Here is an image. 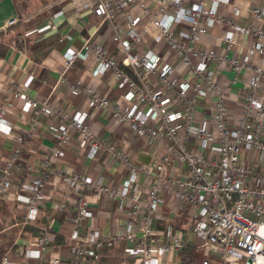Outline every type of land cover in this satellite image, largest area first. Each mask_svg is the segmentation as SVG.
Wrapping results in <instances>:
<instances>
[{
  "label": "crops",
  "instance_id": "1",
  "mask_svg": "<svg viewBox=\"0 0 264 264\" xmlns=\"http://www.w3.org/2000/svg\"><path fill=\"white\" fill-rule=\"evenodd\" d=\"M197 1L181 0V4L191 8ZM262 4L263 0H218L217 11L224 20L212 25L199 21L206 31L200 34L194 45L200 50L214 52L215 57L207 59L206 68L225 90L230 122L243 111L252 70L240 68L236 71L222 57L246 59L251 66L264 68V54L255 48L254 36L242 33L233 26V23L253 24L264 30V22L253 20L251 13L252 7ZM52 6L55 9L50 10ZM166 14H176L170 3L161 8L159 0H127L126 7L116 14L115 21L125 28L129 26L128 16L135 19V27L142 33L143 42L136 44L133 51L143 53L150 50L159 54L160 64L168 62L172 66L171 79H193V73L180 62L174 51L168 49L165 39L155 38L157 29L152 20L163 18ZM10 18H15L16 22L6 25ZM188 27L189 21L186 19H174L170 23L176 39H180L181 32H187ZM112 33L111 23L93 13L91 0H57L43 12V17L28 26L20 20L14 0H0V109L5 110L7 119V123L0 128V171L10 151L18 145H21L22 163V170L12 176L7 192L0 196V203L8 208L7 215L4 213L3 217H10L7 226L13 228L12 243L3 254H7L13 264H52L55 257L59 258V264H76L70 251L74 205L73 200H63V194L69 191L64 174L72 171L85 173L93 180L115 188H119L129 176L128 167L111 158L105 148L92 154L89 144L75 130L70 131L69 140L62 145L63 153L53 158L49 167H43L42 162L54 141V118L52 115L38 114L37 106L24 111L23 100L12 92L13 86L38 101L47 98L55 107L70 115L83 113L89 127L106 145L121 150L130 160L140 164L145 173H139L130 184V195L139 190L141 196L146 197L153 182L154 164L163 153V145L133 134L128 122L114 119L104 107L89 105L86 95L76 92L73 85L92 87L106 96L110 103H116L123 109L137 103L139 109L146 110V104L137 98H124L127 86L121 84L110 70L93 74L95 61L92 55L76 59L65 69L64 53L68 49L81 47L85 41L101 45L108 55L120 56L122 45L112 40ZM227 37L232 40L230 44L226 42ZM123 39L129 40L126 35ZM126 70L134 79H138L131 68ZM149 79L152 84H158L155 73H150ZM165 94L173 97V91H166ZM258 97L264 102V83ZM195 108L197 115L202 116L208 127L214 129V98H200ZM150 124L154 125L153 122ZM20 137L23 138L20 140ZM196 142L193 136H189L188 146L195 152H202ZM205 153L211 155L208 150ZM247 156V152H241V157ZM43 171L46 175L44 196L38 203L35 220L25 223V202L19 188L20 181ZM170 173L182 175V167L173 164ZM88 198L94 214L79 222L76 240L82 241L93 231L101 236L127 233L129 214L134 204L131 198L119 202L106 193H88ZM197 218L195 205L171 196L152 212L151 230L154 237L167 240L174 230H181L187 239L183 248L170 249L160 256L159 264H183V259L186 264L222 263L220 249L203 243L192 233ZM43 234L47 241L36 256V240ZM133 244L132 240H122L103 249L97 258L87 253L78 264H136L131 254ZM244 261L247 263V259ZM228 262L242 261L230 257Z\"/></svg>",
  "mask_w": 264,
  "mask_h": 264
},
{
  "label": "built area",
  "instance_id": "2",
  "mask_svg": "<svg viewBox=\"0 0 264 264\" xmlns=\"http://www.w3.org/2000/svg\"><path fill=\"white\" fill-rule=\"evenodd\" d=\"M207 1L198 0L194 7L185 8L181 0H159L161 8L170 3L176 14H166L163 18L152 20L157 29L155 38L165 39L168 49L174 51L180 62L193 73V79H171L169 74L172 66L168 62L160 64L159 54L150 50L143 53L133 51L136 44L143 42L142 33L135 27V19L128 16L129 26L125 28L115 21L116 14L126 7L127 0H91L93 13L111 23V38L122 45L120 56L108 55L101 45L89 41L64 53L65 69L76 59L92 55L95 61L93 74L110 70L121 84L127 86L124 98H137L146 104V110L139 109L137 103H131L123 109L116 103H110L106 96L92 87L73 85L76 92L86 95L89 105L104 107L114 119L128 122L133 134L163 145V153L154 164V179L146 197H142L139 190L129 194L130 184L139 173H145V169L121 150L106 145L89 127L83 113L70 115L55 107L47 98L38 101L17 86L11 88L23 100L24 111L37 106L38 114L52 115L54 118V141L42 162L43 167H49L53 158L63 153L62 145L69 140L70 131L75 130L89 144L92 154L105 148L111 158L121 161L129 169V176L119 188L93 180L85 173L72 171L63 175L69 188L63 194V200H73L74 205L70 251L76 264L87 253L97 258L103 249L125 239L134 243L131 254L136 264H159V257L166 251L183 248L187 239L181 230H174L167 240L154 237L151 230L152 212L158 205L165 203L168 196L197 207L198 218L192 226V233L203 243L220 249L221 264H247L244 261L246 259H250V264H264V102L258 97L264 83V68L260 65L251 66L246 59L222 57L236 71L240 68L252 70L245 91L243 111L230 122L225 90L206 68V61L215 57L214 52L200 50L194 45L200 34L206 31L199 24L200 20L205 25L224 20L217 11L218 0L211 3ZM251 13L253 20L264 22V0L261 6L252 7ZM174 19L189 21L188 31H182L180 39L174 37L170 28ZM15 22V18H10L6 25ZM233 26L242 33L252 34L255 48L264 54L263 29L253 24L233 23ZM124 35L129 40L124 41ZM226 42L230 44L231 38L227 37ZM126 68H131L138 79H134ZM150 73H155L157 85L149 79ZM169 90L173 91V97L165 94ZM204 97L214 98V129L208 127L202 116L197 115L195 105ZM6 123L5 110L2 108L0 128ZM189 136H193L202 152H195L188 146ZM206 150L211 155H207ZM242 151L248 153L246 158L241 157ZM20 154L21 145H18L10 151L1 167L0 196L7 192L12 176L22 170ZM173 164L182 167V175L170 173ZM45 176L43 171L20 181L19 188L25 202V223L35 220L38 203L44 196ZM88 193H106L119 202L126 198L134 201L126 234L101 236L93 231L82 241L76 240L79 222L94 214L89 206ZM46 241L44 234L37 238L36 256ZM230 257L243 263H229ZM59 261L55 257L52 264H59ZM0 264L13 262L7 254H3Z\"/></svg>",
  "mask_w": 264,
  "mask_h": 264
},
{
  "label": "rangeland",
  "instance_id": "3",
  "mask_svg": "<svg viewBox=\"0 0 264 264\" xmlns=\"http://www.w3.org/2000/svg\"><path fill=\"white\" fill-rule=\"evenodd\" d=\"M18 9L19 18L27 26L34 23L40 17H43V12L48 10L50 4L55 3L57 0H14ZM55 9L54 6L50 10ZM28 23V24H27ZM5 206V207H4ZM7 206L0 203V258L5 253L11 243L13 237V228L7 226L9 216L3 217L6 213Z\"/></svg>",
  "mask_w": 264,
  "mask_h": 264
},
{
  "label": "water",
  "instance_id": "4",
  "mask_svg": "<svg viewBox=\"0 0 264 264\" xmlns=\"http://www.w3.org/2000/svg\"><path fill=\"white\" fill-rule=\"evenodd\" d=\"M247 264H250V259H247Z\"/></svg>",
  "mask_w": 264,
  "mask_h": 264
},
{
  "label": "trees",
  "instance_id": "5",
  "mask_svg": "<svg viewBox=\"0 0 264 264\" xmlns=\"http://www.w3.org/2000/svg\"><path fill=\"white\" fill-rule=\"evenodd\" d=\"M183 264H186V261H185V259H183Z\"/></svg>",
  "mask_w": 264,
  "mask_h": 264
}]
</instances>
